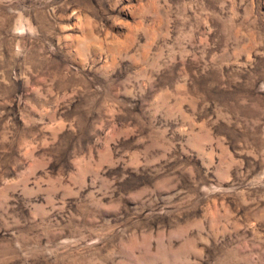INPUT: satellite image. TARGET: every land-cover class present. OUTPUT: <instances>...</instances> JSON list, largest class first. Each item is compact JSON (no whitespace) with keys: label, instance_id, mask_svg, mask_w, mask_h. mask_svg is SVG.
Segmentation results:
<instances>
[{"label":"rangeland","instance_id":"374dc122","mask_svg":"<svg viewBox=\"0 0 264 264\" xmlns=\"http://www.w3.org/2000/svg\"><path fill=\"white\" fill-rule=\"evenodd\" d=\"M0 264H264V0H0Z\"/></svg>","mask_w":264,"mask_h":264}]
</instances>
